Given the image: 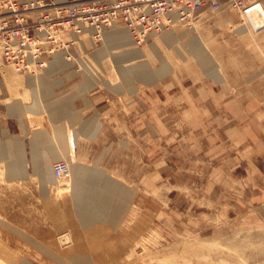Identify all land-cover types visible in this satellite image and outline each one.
I'll list each match as a JSON object with an SVG mask.
<instances>
[{"label": "rangeland", "instance_id": "obj_1", "mask_svg": "<svg viewBox=\"0 0 264 264\" xmlns=\"http://www.w3.org/2000/svg\"><path fill=\"white\" fill-rule=\"evenodd\" d=\"M225 6L175 24L174 39L157 34L142 45L112 49L140 47L143 56L124 67H139L141 74L125 76L120 56L89 58V67L134 104L133 122L117 133L109 127L108 138L86 156L94 162L110 145L100 156L102 166L121 168L123 188L132 192L122 225L50 230L46 219H38L35 230L1 225L0 264H264V28L252 27L264 15L254 10L245 17L242 8ZM197 38L200 50L193 48ZM81 46L85 53L109 51L107 39L102 46ZM203 55L210 65L202 64ZM82 64L73 67L85 69ZM3 69L25 77L10 66ZM2 83L3 77L0 94ZM59 160L70 163L61 157L53 164ZM60 179L56 189L65 193L72 175ZM47 207L52 215V204Z\"/></svg>", "mask_w": 264, "mask_h": 264}, {"label": "crops", "instance_id": "obj_2", "mask_svg": "<svg viewBox=\"0 0 264 264\" xmlns=\"http://www.w3.org/2000/svg\"><path fill=\"white\" fill-rule=\"evenodd\" d=\"M110 29L98 46L106 41ZM123 29L126 28L123 26ZM81 38L82 42H93L88 34ZM97 50L99 48L85 53L75 47V61L70 62L71 65L47 66L37 74H22L25 77L0 72V78L3 77L0 158L5 156L0 159V180L6 182L2 186L0 227L35 230L31 226H38V219H46L50 230H106L107 222L113 230L121 227L120 202L124 184L117 173L121 168L103 167L100 157L107 154L110 145L105 142L102 151L96 153L101 155L94 162L87 161L86 156L92 154L93 148L97 149L101 139L108 138L109 127L112 130L114 125V133H117V127L121 130L123 123L133 122L134 104L122 100L124 95L115 93L118 91L112 84L108 86V80L101 76L99 69L73 67L83 58H88V62L108 57ZM56 56L66 60L63 54ZM127 70L132 76L140 72L138 67ZM150 75L153 81V74L149 72L147 79ZM132 92L129 91L130 96ZM124 108L130 110V114L124 112ZM134 121L137 122V117ZM116 136L111 134L110 138ZM61 157H67L76 167L77 177L67 186L65 193L58 192L53 175L44 181L40 173L43 165L51 167L54 160ZM10 160L18 161L20 176L14 177L8 170L12 166L10 162L6 167ZM103 200L111 202L105 216L101 214ZM48 204H52V215ZM55 216L61 222L55 223Z\"/></svg>", "mask_w": 264, "mask_h": 264}, {"label": "built area", "instance_id": "obj_3", "mask_svg": "<svg viewBox=\"0 0 264 264\" xmlns=\"http://www.w3.org/2000/svg\"><path fill=\"white\" fill-rule=\"evenodd\" d=\"M225 5L242 8L245 17L254 10L264 15L261 0H0V68L37 74L58 53L74 62V48L82 52V35L88 34L98 44L118 24L129 31L135 44L142 45L177 23H192L202 9ZM252 27L259 31L264 21ZM53 169L60 179L68 176L70 165L59 160Z\"/></svg>", "mask_w": 264, "mask_h": 264}, {"label": "bare ground", "instance_id": "obj_4", "mask_svg": "<svg viewBox=\"0 0 264 264\" xmlns=\"http://www.w3.org/2000/svg\"><path fill=\"white\" fill-rule=\"evenodd\" d=\"M64 1H66V0H64ZM226 7V6H225ZM195 27V26H194ZM247 28H245V27H241V31H245ZM160 35H162L164 38H166V39H174V33L172 32V29H170V30H166V31H164V32H162V33H160ZM107 42L109 43V51H107L105 54H107V55H110V56H112V57H119V59H120V64H122L121 65V68H122V72H124V75L125 76H130L131 75V73H129V70H127L128 68H125L126 67V63H124V62H127V61H131V60H133V59H135V58H137V57H140V56H143V51L140 49V47L139 48H134V49H128V50H124V51H121V52H117V53H115V51H112V49H114V48H120V47H126V46H130V45H132L133 43H134V41H132V38H131V36H130V33H129V31H127L126 29H118V28H115V27H113V28H111L110 29V31L108 32V36H107ZM194 46H193V48L194 49H202V47H203V44H202V40H199V38H197V39H194ZM201 42V43H200ZM205 45V44H204ZM198 50V51H199ZM197 51V52H198ZM54 60H51L50 62H49V67L50 68H56V67H59V66H67L68 64L69 65H71V63L70 62H67L66 60H60V59H57V56L55 55L54 56ZM88 59V58H87ZM202 64L203 65H205V66H208V65H210V63H209V58L207 57V56H202ZM81 63H83L82 65L83 66H85L87 69H91V67H89V62H87V61H81ZM129 64V63H128ZM131 65V64H130ZM125 66V67H124ZM85 68V69H86ZM1 69V68H0ZM95 69V68H94ZM93 69V70H94ZM130 69V68H129ZM138 69H140L139 67H138ZM92 70V69H91ZM5 72V70L3 69V70H1V72ZM81 71V70H80ZM140 71H142V70H140ZM145 72V71H144ZM139 73V72H138ZM139 74H141V73H139ZM90 75V74H89ZM3 76V75H2ZM128 78H130V77H127V79ZM8 79V78H7ZM91 79V78H90ZM9 80V79H8ZM36 80V79H35ZM8 82V81H7ZM5 157V156H4ZM4 157H1L0 159H3ZM14 158V157H13ZM18 161L17 160H13V161H11L10 163H11V167H9L8 168V170L9 171H11V173H13L14 174V177H17V176H20V174H21V172H20V169H19V167H18V163H17ZM53 165L54 164H52V166L50 167V166H48V165H43L42 166V169H41V177H42V179L45 181L46 179H49L53 174H54V171H53ZM69 165H70V170H69V174L68 175H72V178H73V180L74 179H76V167L74 166V164H72V163H69ZM10 168H11V170H10ZM13 168V169H12ZM11 177H13V176H11ZM57 179V178H56ZM61 179H59V181H60ZM57 181H58V179H57ZM131 191L130 190H125L124 188H123V190H122V199H121V212L123 213V210H124V205H125V201L131 196ZM86 195V194H85ZM75 198V197H74ZM80 199H81V197H80ZM84 199V198H83ZM79 202V201H78ZM82 202H84V201H82ZM97 207V206H96ZM93 208V207H92ZM111 208V202L109 201V200H107V201H104L103 200V202H102V212H101V214L103 215V216H105L106 214H105V212L107 211V210H109ZM100 210V209H99ZM87 211V210H86ZM88 212V211H87ZM99 212H97V214H98ZM100 214V213H99ZM108 216V215H107ZM102 218V217H101ZM105 218V217H104ZM107 221H108V218H107ZM0 258H2V257H0ZM3 261H6V260H3L2 259V263H3ZM81 261H82V263H84V264H87V263H85V262H83V260L81 259Z\"/></svg>", "mask_w": 264, "mask_h": 264}]
</instances>
